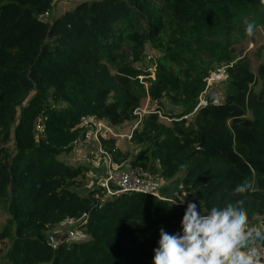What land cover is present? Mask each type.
<instances>
[{
    "label": "trees",
    "instance_id": "trees-1",
    "mask_svg": "<svg viewBox=\"0 0 264 264\" xmlns=\"http://www.w3.org/2000/svg\"><path fill=\"white\" fill-rule=\"evenodd\" d=\"M56 1L0 0V204L11 216L0 230V253L11 242L6 264H152L161 226L181 231L192 201L207 213L244 196L250 222L264 218V64L257 94L251 61L236 53L250 38L248 23L264 31V3L92 0L40 20ZM149 50L155 79L151 67H139ZM222 68V104L196 111L207 80ZM145 99L158 106L128 140L135 150L124 152L116 139L102 145L117 166L129 162L165 182L181 176L186 204L140 193L103 199L99 186L80 192L90 167L62 156L88 131L83 119L134 125ZM245 179L252 190L234 196ZM68 218L80 221L76 241L54 250L51 233Z\"/></svg>",
    "mask_w": 264,
    "mask_h": 264
},
{
    "label": "clouds",
    "instance_id": "clouds-1",
    "mask_svg": "<svg viewBox=\"0 0 264 264\" xmlns=\"http://www.w3.org/2000/svg\"><path fill=\"white\" fill-rule=\"evenodd\" d=\"M255 31L254 23L246 25V36L253 37ZM138 120L137 117L133 127ZM252 187V181L242 180L233 189V195L250 192ZM249 215L244 196L226 201L223 206H213L207 213L201 212L199 203L189 202L181 231L168 233L161 226L152 264H264L260 247L264 245V228L251 224Z\"/></svg>",
    "mask_w": 264,
    "mask_h": 264
},
{
    "label": "rangeland",
    "instance_id": "rangeland-1",
    "mask_svg": "<svg viewBox=\"0 0 264 264\" xmlns=\"http://www.w3.org/2000/svg\"><path fill=\"white\" fill-rule=\"evenodd\" d=\"M66 1L67 4L66 6H62L64 9V13H61L62 8H60V12L58 13V16L68 13V12H73L77 6L80 3L87 2V1H92V0H64ZM53 15V13H52ZM51 19V15L48 16V19L46 21H49ZM236 53L239 56V59L243 58H248L249 61H251V71L254 73V75L258 78V73H259V68L260 65L264 64V31L261 29H258L255 31V35L253 37L248 38L246 41H243L240 43L238 46H236ZM156 54L151 52L150 50L147 52L145 62L142 65H139V67L145 66V67H151V58H154ZM154 68H150V71L153 73ZM152 78H154V73L152 74ZM227 79V75L225 73V69L222 68L218 70L217 72H213L210 78L207 80L209 89L203 94H208L211 90L213 89H221V96L224 95V89L222 83ZM254 91L257 94H260L262 91V82L258 78L257 83L252 86ZM202 96V97H203ZM203 101V98L201 99ZM156 104L152 105L151 102L148 99L143 100L142 105H141V110H146L148 109L149 111H155L157 109ZM168 107V105H167ZM169 110V109H168ZM163 122L169 123L170 121L168 119H162ZM133 124H126L117 131V134L120 136L117 138L119 147L124 151V152H132V150H135L133 146H131L128 142L129 138L126 137L125 135L129 134L132 130ZM11 149H13V145H10ZM88 157V158H87ZM63 160L68 162L69 164L72 165H82V166H87L88 168L90 167V163L93 162V165H95V168H98L99 162H101L102 159H104V162L106 163L105 157L101 156V154H97L94 146H85L81 150V154L77 155V158H75L72 154V152H69L62 156ZM96 160V161H95ZM108 164V162H107ZM100 170V171H99ZM106 170H107V165H106ZM99 171V172H98ZM103 169H96L94 172L89 169L86 173V178L83 181V184L81 188H78L80 192L87 194L92 191H94L97 187L92 188L91 186L97 185L98 180L96 181V178L102 174ZM151 174L156 177L161 179L164 189L163 193L165 196H174L175 198H183V196H180V190H181V176L177 177L175 180L170 181V182H165L162 180L160 174ZM11 219V216L6 209V206L0 204V230L4 229V227L8 224L9 220ZM11 242L7 241V247L4 249L2 253H0V261H4L6 264V254L7 250L10 247Z\"/></svg>",
    "mask_w": 264,
    "mask_h": 264
},
{
    "label": "built area",
    "instance_id": "built-area-1",
    "mask_svg": "<svg viewBox=\"0 0 264 264\" xmlns=\"http://www.w3.org/2000/svg\"><path fill=\"white\" fill-rule=\"evenodd\" d=\"M49 13L39 16V19L45 21ZM141 110V109H140ZM137 110L135 115L139 118L138 122L133 127L132 131L125 135L132 139L134 129L141 123L143 117L150 113L148 110ZM82 126L88 127L85 135L74 142L72 154L75 158L81 154V150L85 146H94L97 154L105 157L107 165L106 178L99 182V188L104 192L103 199L112 197H119L124 194L140 193L149 196L157 197L161 200H169L162 194L163 183L161 179L154 177L149 171L140 167H134L129 162L117 166L103 145L102 139L110 140L116 139L120 136L117 134L118 129L110 127L107 123L95 118L83 119ZM40 131L43 132L44 128L41 126ZM118 142V140H117ZM88 158V157H87ZM108 162V164H107ZM185 194H183L184 196ZM184 198V197H183ZM181 198L180 200H170L176 205H185L186 201ZM183 201V202H181ZM78 224L80 221L68 218L60 224V227H66L64 233L61 234L56 240L50 241V246L56 250L64 243L73 242L77 238ZM261 251L264 252V245H261Z\"/></svg>",
    "mask_w": 264,
    "mask_h": 264
},
{
    "label": "crops",
    "instance_id": "crops-1",
    "mask_svg": "<svg viewBox=\"0 0 264 264\" xmlns=\"http://www.w3.org/2000/svg\"><path fill=\"white\" fill-rule=\"evenodd\" d=\"M67 4H69V3H67L66 1H64V0H58V1H56V3H55V5H54V10L51 12V17L52 18H58V17H61V16H63L64 14H62V15H60V16H58V13L60 12V8H62V6H66ZM65 11H64V9L62 8V11H61V13H64ZM52 13H53V15H52ZM96 161V160H95ZM73 164V163H72ZM96 169H103V171H101L102 172V174L100 175V176H98L97 178H96V181L98 180V184L97 185H94V186H91L92 188H95V187H97L98 188V186H99V182L102 180V179H104V178H106V175H107V171H106V163L104 162V159H102L101 160V162H99V164H98V168H95V165H93V162H91L90 163V170H91V172L93 171H95ZM100 171V170H99ZM98 171V172H99ZM163 190H165L164 189V186H163V189H162V193H163ZM181 191V190H180ZM163 195H165V194H163ZM168 199H175V197L174 196H166ZM251 224H253V225H255V226H259V227H262V228H264V218L263 217H259V218H256L255 220H253V221H251L250 222ZM64 233V229L62 228V227H57L52 233H51V236H52V238L54 239V240H56L61 234H63ZM87 239V236H85L82 232H81V234H80V236H79V241L81 240V241H85ZM76 241V240H75Z\"/></svg>",
    "mask_w": 264,
    "mask_h": 264
},
{
    "label": "water",
    "instance_id": "water-1",
    "mask_svg": "<svg viewBox=\"0 0 264 264\" xmlns=\"http://www.w3.org/2000/svg\"><path fill=\"white\" fill-rule=\"evenodd\" d=\"M222 96H221V89H213L211 90L208 94H205L203 96V101H201L200 105L198 106V108L196 109V111L200 108V107H206V106H219L222 104ZM89 209H87L86 214H88Z\"/></svg>",
    "mask_w": 264,
    "mask_h": 264
}]
</instances>
